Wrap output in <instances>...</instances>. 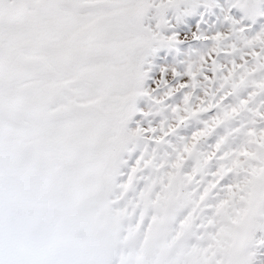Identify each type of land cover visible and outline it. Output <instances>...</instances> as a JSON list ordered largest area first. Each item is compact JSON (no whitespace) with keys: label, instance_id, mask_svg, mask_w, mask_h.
Returning <instances> with one entry per match:
<instances>
[{"label":"snow or ice","instance_id":"snow-or-ice-1","mask_svg":"<svg viewBox=\"0 0 264 264\" xmlns=\"http://www.w3.org/2000/svg\"><path fill=\"white\" fill-rule=\"evenodd\" d=\"M0 264H264V0H0Z\"/></svg>","mask_w":264,"mask_h":264}]
</instances>
